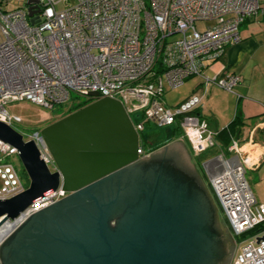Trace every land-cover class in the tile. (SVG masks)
Instances as JSON below:
<instances>
[{
    "label": "built area",
    "instance_id": "2783aa9c",
    "mask_svg": "<svg viewBox=\"0 0 264 264\" xmlns=\"http://www.w3.org/2000/svg\"><path fill=\"white\" fill-rule=\"evenodd\" d=\"M12 1L0 0V121L13 126L6 108L13 102L52 109L73 94L88 100L97 92L119 99L139 133L150 122L159 127L178 122L195 155L219 148L203 165L234 240L228 264H264V202L256 200L246 178L262 162L264 149L236 137L221 147L219 132L196 113L211 86L236 93L239 75L207 71L241 40L242 24L262 11L259 0H78L61 11L56 9L61 0H17L23 2L15 10L8 8ZM192 76L202 79L203 94L168 107L166 88L176 89ZM27 140L36 141L54 170L39 130ZM138 154H146L141 142ZM16 155L0 139V200L28 187L13 162ZM66 195L59 187L2 224L0 246L31 215ZM8 224L12 228L2 236Z\"/></svg>",
    "mask_w": 264,
    "mask_h": 264
},
{
    "label": "water",
    "instance_id": "95a60500",
    "mask_svg": "<svg viewBox=\"0 0 264 264\" xmlns=\"http://www.w3.org/2000/svg\"><path fill=\"white\" fill-rule=\"evenodd\" d=\"M90 96L39 130L54 170L35 140L0 121V139L17 149L30 180L0 200V226L59 187L67 193L8 237L2 264H228L234 240L184 143L143 158L123 103Z\"/></svg>",
    "mask_w": 264,
    "mask_h": 264
},
{
    "label": "crops",
    "instance_id": "0c3cea01",
    "mask_svg": "<svg viewBox=\"0 0 264 264\" xmlns=\"http://www.w3.org/2000/svg\"><path fill=\"white\" fill-rule=\"evenodd\" d=\"M259 3L262 11L258 15L248 18L242 24L240 28L241 40L234 45L228 46L220 60L214 63L212 68L207 71L209 74H213L221 69L225 72L239 75L240 82L235 87L236 93L228 92L218 86H211L206 94L203 95L196 112L216 132H219L236 118H239L242 122L239 125L240 130L237 134H232L229 143L234 137L238 138L241 143L253 139L264 149V0H259ZM184 83L190 85L191 95L183 100L181 104L188 101L193 95L201 96L203 94V84L200 77H189ZM177 106L179 105L175 107ZM178 140L184 143L193 156V160L197 158L199 162H196L201 166L202 162L204 164L210 159L208 158L209 156L207 157L208 159H204L209 152L213 156L219 152V148L215 147L200 155H195L191 151L190 144L185 137L174 138L170 142L173 143ZM217 140L219 145L224 147L219 139ZM250 172L249 184L252 193L258 202H264V158L260 165L250 170ZM204 174L209 181V176L205 170ZM222 219L230 232L223 216Z\"/></svg>",
    "mask_w": 264,
    "mask_h": 264
},
{
    "label": "rangeland",
    "instance_id": "374dc122",
    "mask_svg": "<svg viewBox=\"0 0 264 264\" xmlns=\"http://www.w3.org/2000/svg\"><path fill=\"white\" fill-rule=\"evenodd\" d=\"M23 1L18 2L17 0H13L10 5L8 6L9 9L15 10L19 8L22 5ZM78 3V0H61L57 5L56 9L61 11L66 9L68 6H73ZM197 27L201 29L203 27L202 23H197ZM191 89L189 84H183L182 86L173 89L171 87H167L165 94L163 96V99L165 100L164 102L168 107H175L176 105H180L183 100L189 98ZM84 100L83 98L76 97L75 94L72 95V99L68 101L67 103H61V104H55L52 109H45L37 104H34L30 101H20V102H13L7 105V110L10 113L12 117L15 118V121L13 123V128H15L17 131L21 132L25 139L27 140L31 134L34 132L41 130L45 125L48 123H51L67 114H69V110L71 109L72 106L78 104L79 101ZM140 140L141 144L145 145L146 147L153 148L155 146H160L158 149L153 150L149 153H146L144 156L141 157H146L157 150L171 144L172 142H166V135L167 134V129L166 127H159L155 125L153 122L147 123L145 130L143 132H140ZM183 136V135H181ZM184 137V136H183ZM186 147V146H185ZM193 163L195 164L202 180L205 183V186L216 206V208L219 210L220 216L222 218L223 214L221 212V208L219 207L218 203L216 202L210 186H209V181L207 177L204 174L203 170V162L201 163L202 166L197 163V158H194L189 152L188 148L186 147ZM191 149V147H190ZM192 151V150H191ZM207 153V152H206ZM209 156V157H208ZM213 154L209 152L207 156L204 157V159L212 158ZM208 157V158H207ZM197 161V162H196ZM14 164L16 165V168L18 169L20 176L25 183V185H29V176L24 169V166L22 165L20 158L18 155H16L15 159H13ZM201 162V158H200ZM206 172V170H205ZM207 173V172H206ZM250 171L246 172V178L248 182L250 183ZM250 185V184H249ZM223 220V219H222ZM12 230V232L6 237V239L3 241V243L8 239V237L16 230ZM229 232V231H228ZM230 236L231 233L229 232ZM2 243V244H3ZM1 244V245H2ZM0 264H2V261L0 259Z\"/></svg>",
    "mask_w": 264,
    "mask_h": 264
},
{
    "label": "trees",
    "instance_id": "16d2710c",
    "mask_svg": "<svg viewBox=\"0 0 264 264\" xmlns=\"http://www.w3.org/2000/svg\"><path fill=\"white\" fill-rule=\"evenodd\" d=\"M93 100L94 99L84 100V101L72 106L71 109L68 112L71 113V112L83 107L84 105L92 102ZM134 121H136V120L134 119ZM241 124H242V122L239 120V118H236L229 125H227L226 127L222 128L219 131L217 139H219V141L221 142V144L224 147H227L229 145V140L231 139L232 134H237L239 132V130H240L239 125H241ZM166 129H167V134H168V135H166V138H165L166 142H170L174 138L181 137V135H182V130L179 127V123L178 122L173 124V125L166 126ZM140 142H141V140H140ZM142 147L144 148L146 153H149V152H151L153 150L158 149L160 146H155L153 148H150V147H146L145 145H142Z\"/></svg>",
    "mask_w": 264,
    "mask_h": 264
},
{
    "label": "bare ground",
    "instance_id": "6f19581e",
    "mask_svg": "<svg viewBox=\"0 0 264 264\" xmlns=\"http://www.w3.org/2000/svg\"><path fill=\"white\" fill-rule=\"evenodd\" d=\"M11 228L12 224H8L6 227H4V232L2 233V236H5Z\"/></svg>",
    "mask_w": 264,
    "mask_h": 264
},
{
    "label": "flooded vegetation",
    "instance_id": "af4514ba",
    "mask_svg": "<svg viewBox=\"0 0 264 264\" xmlns=\"http://www.w3.org/2000/svg\"><path fill=\"white\" fill-rule=\"evenodd\" d=\"M48 124H49V123H48ZM186 181H187V182H186ZM186 181H185L186 183L189 182V183L191 184V182H190L189 180H186ZM191 186H192V187H195V185H192V184H191ZM212 226H215V223H214ZM214 228H215V227H213V229H214ZM214 230H215V229H214Z\"/></svg>",
    "mask_w": 264,
    "mask_h": 264
}]
</instances>
